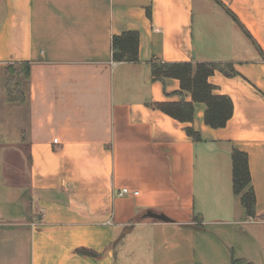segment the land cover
<instances>
[{
	"label": "crops",
	"instance_id": "1",
	"mask_svg": "<svg viewBox=\"0 0 264 264\" xmlns=\"http://www.w3.org/2000/svg\"><path fill=\"white\" fill-rule=\"evenodd\" d=\"M129 30L138 61L115 60ZM154 61L233 63L209 77L234 102L227 125L206 124L200 101L193 122L157 108L193 98ZM22 65L21 107L0 89V264H264V0H0V86Z\"/></svg>",
	"mask_w": 264,
	"mask_h": 264
},
{
	"label": "trees",
	"instance_id": "2",
	"mask_svg": "<svg viewBox=\"0 0 264 264\" xmlns=\"http://www.w3.org/2000/svg\"><path fill=\"white\" fill-rule=\"evenodd\" d=\"M139 32L129 30L113 37L114 59L118 61H138ZM27 69V66H26ZM153 77L162 79L177 78L181 88L192 94V101H162L154 105L163 112L182 122H193L195 101L204 102L206 111L204 120L214 128L225 127L234 114V102L229 95L216 92L217 87L209 77L220 70L228 76L238 74L233 63L201 62H157L152 63ZM28 72V71H27ZM13 98V97H12ZM186 132L195 141L202 139L201 133L193 125L186 126ZM234 192L239 195L249 216L256 214V193L252 185L249 155L235 148L233 151ZM86 251V250H85ZM231 264H255L245 258L232 257Z\"/></svg>",
	"mask_w": 264,
	"mask_h": 264
},
{
	"label": "rangeland",
	"instance_id": "3",
	"mask_svg": "<svg viewBox=\"0 0 264 264\" xmlns=\"http://www.w3.org/2000/svg\"><path fill=\"white\" fill-rule=\"evenodd\" d=\"M7 73H8V79L7 82L1 86L0 89L3 91L4 96L2 98V101H7V100H17L20 104L24 103V94L23 90L25 89L26 86V75H27V69L25 65L22 66H8L7 67ZM13 97V98H12ZM7 148V147H6ZM10 152V150H8ZM9 156V155H8ZM139 231L136 229L131 233L132 235L129 236L128 242L124 246H120L119 248V260H121L122 255L124 251L130 249L132 247V242L133 239L136 237V234ZM131 237V238H130ZM130 239V240H129Z\"/></svg>",
	"mask_w": 264,
	"mask_h": 264
},
{
	"label": "water",
	"instance_id": "4",
	"mask_svg": "<svg viewBox=\"0 0 264 264\" xmlns=\"http://www.w3.org/2000/svg\"><path fill=\"white\" fill-rule=\"evenodd\" d=\"M150 217H154V218H158V219H162L164 221H171V219L169 217H167L166 215L164 214H161V213H155V212H151L149 214Z\"/></svg>",
	"mask_w": 264,
	"mask_h": 264
},
{
	"label": "built area",
	"instance_id": "5",
	"mask_svg": "<svg viewBox=\"0 0 264 264\" xmlns=\"http://www.w3.org/2000/svg\"><path fill=\"white\" fill-rule=\"evenodd\" d=\"M55 142H58V138L55 139ZM130 192H131V191H130L129 188H124V189H122V191L120 192V194H121V195H124V194H128V193H130ZM134 193H135V194H138L139 192H138V191H135Z\"/></svg>",
	"mask_w": 264,
	"mask_h": 264
}]
</instances>
